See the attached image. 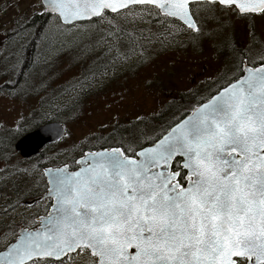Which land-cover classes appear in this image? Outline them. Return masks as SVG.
Returning a JSON list of instances; mask_svg holds the SVG:
<instances>
[{
	"label": "snow or ice",
	"instance_id": "6c2138e0",
	"mask_svg": "<svg viewBox=\"0 0 264 264\" xmlns=\"http://www.w3.org/2000/svg\"><path fill=\"white\" fill-rule=\"evenodd\" d=\"M217 5L237 15L264 13V0H38L31 7L58 28L106 24L98 43L113 41L106 55L114 67L132 53L120 50L128 34L115 17L179 21L200 35V11ZM23 19L10 29L14 39L22 37ZM213 48L239 55L215 88L151 133L59 167L0 169L4 179L18 171L37 184L46 178L38 200L50 202L46 215L28 221L39 227L0 232V264H264V44L250 58L247 46L237 49L224 33ZM25 123L21 115L8 131ZM21 195L6 196L3 211L19 207Z\"/></svg>",
	"mask_w": 264,
	"mask_h": 264
},
{
	"label": "rangeland",
	"instance_id": "374dc122",
	"mask_svg": "<svg viewBox=\"0 0 264 264\" xmlns=\"http://www.w3.org/2000/svg\"><path fill=\"white\" fill-rule=\"evenodd\" d=\"M37 2L0 0V125L12 126L23 115L26 123L17 133L44 119L48 121L53 113H60L66 107L71 97H68L67 87L78 83L80 74H83L82 68L96 56L85 51L83 58L76 55L94 29L98 28L99 32L91 51L97 52L113 43L111 40L106 44L98 43L104 36L101 33L105 31L106 24L93 27L83 22V29L77 32L70 26L58 28L47 18L32 50L36 61H42L39 62L42 67L50 68L48 72L43 71L46 74L42 78L36 72L34 77H30L33 80L22 82L18 75L21 57L33 36V28L26 23L32 14L39 13V8L31 7ZM20 17L24 18L22 37L14 39L10 29L17 27L14 21ZM113 22L138 31L140 46L132 51L128 59L117 62L114 70L93 83L80 110L70 116L64 115L63 121L55 120L62 122L70 135L45 146L32 162H20L7 149L0 156V169L12 171V165L23 169L33 164L41 168L59 167L90 150L86 148L97 140L135 141L142 131L151 133L173 116L185 113L201 96L216 87L215 81L223 70L231 69L239 52L217 51L213 48L214 40H219L226 33L235 40L237 49L247 46L250 58L255 57L264 44L263 13L237 15L232 9L219 5L211 13L200 11V35L174 21L154 16L143 19L119 16ZM210 31L213 35H206ZM11 65H15L14 70L10 69ZM82 89L86 88L76 85L73 93ZM52 94L58 96L51 99ZM159 113L161 118L151 123V119ZM7 135L9 139L14 137L10 132ZM35 180V175L29 176L23 171L15 172L6 179L0 173V232L14 221L28 219L36 210L35 215L40 214L38 208L47 201H40L38 197L45 192L47 185L43 177L38 184ZM17 193L22 194L21 205L5 213L3 208L8 202L5 197L15 200ZM30 200H36L37 204L25 206L23 202ZM4 244L0 238V249Z\"/></svg>",
	"mask_w": 264,
	"mask_h": 264
},
{
	"label": "trees",
	"instance_id": "16d2710c",
	"mask_svg": "<svg viewBox=\"0 0 264 264\" xmlns=\"http://www.w3.org/2000/svg\"><path fill=\"white\" fill-rule=\"evenodd\" d=\"M47 18L48 17L46 15L34 13L29 17L26 23L27 26L33 28L31 31L33 36L27 43L26 50H24L22 54V57H21L22 65H21L20 70L18 71V75L21 76L22 78L21 81L23 80L22 82L24 83L27 79H29L27 81L33 80V79H30V77H34L33 75H35L36 72L39 73V77L42 78L46 74L43 71L48 72L50 68L47 66L42 67L43 65H40L39 63V62L42 63V61H36L37 59L36 57H34L33 50H32L34 43L37 41V38L39 37V35L41 34L43 30V25H44V22H46ZM174 22L180 24L178 21H174ZM119 27L123 30L124 33L128 34V35L122 36L119 40V47H120L121 52H127L129 49H132L133 51L136 48H138V46H140L139 45L140 42L138 40V34H137L138 31L134 29L131 30L128 27H126L124 24H119ZM103 29H105V31L101 34L105 35V33L109 31L108 26H106ZM97 32H99L98 28L94 29V31L90 33V36L87 39V42H85L84 46L79 48L76 53L77 56L82 55V58L85 56L84 51L87 54L92 53L96 56L91 58L90 61L87 64H85L84 68H82L83 74H80L81 78L79 77L80 79L78 80V83H74V85L67 87V89L69 88L68 97L69 95H71V97L66 107H63L60 113H56V112L53 113V115L48 120L63 121L65 119L64 115L70 116L73 113L75 114L78 110H80L81 104L84 102L83 100L86 99L84 97L90 93L91 86L93 85V83H95V81L98 78L102 77L107 72H111L112 70H114L116 64L113 67L106 55V50L108 47L106 46L101 47L97 52L91 51L92 46L95 45L94 40L97 38L96 37ZM110 42L112 43L113 41L111 40ZM73 56L74 55H72V57ZM76 85H83L86 89H82L81 92L79 91V92L73 93V90L76 87ZM64 92H66V90ZM57 96L58 95H54L51 99H54ZM164 110L166 111V109ZM164 110H162V112H164ZM160 113L154 116V119H151V123H154L155 120H159L161 118ZM30 128H32V125L30 126ZM101 145L104 147L119 146V140H116L113 138H110V139L103 138L100 141L97 140L93 145L89 146V148H86V149H90V150L98 149Z\"/></svg>",
	"mask_w": 264,
	"mask_h": 264
},
{
	"label": "water",
	"instance_id": "95a60500",
	"mask_svg": "<svg viewBox=\"0 0 264 264\" xmlns=\"http://www.w3.org/2000/svg\"><path fill=\"white\" fill-rule=\"evenodd\" d=\"M49 128L65 129L63 124L59 121L53 120L45 122L18 138L14 144V148L19 152L21 156L30 157L37 154L39 150H41V148L46 144L54 143L64 136H56L53 132L47 131V129ZM37 227H39V224L37 225Z\"/></svg>",
	"mask_w": 264,
	"mask_h": 264
},
{
	"label": "flooded vegetation",
	"instance_id": "af4514ba",
	"mask_svg": "<svg viewBox=\"0 0 264 264\" xmlns=\"http://www.w3.org/2000/svg\"><path fill=\"white\" fill-rule=\"evenodd\" d=\"M47 121V120H46ZM45 121V119L42 121V122H40V123H37L36 125L34 124L33 126H32V128H34V127H36V126H38L39 124H41V123H43V122H46ZM12 126H6V127H0V139H4L5 140V143H3V144H0V156H3V154L7 151V149L9 150V151H12V154L14 153V155H15V157L20 161V162H23L24 163V161H28V162H32L34 159H35V157L37 156V155H40L41 153H42V151H43V149L42 150H40L36 155H33V156H30V157H23V156H21L20 154H19V152L17 151V150H15V148H14V144H15V142H16V140L18 139V138H20L24 133H26L28 130H26V131H24L23 130V132H21V133H15V134H13V133H11L12 134V136H14L12 139H9L8 138V129H10ZM1 132H4V133H1ZM8 140V141H7ZM9 142V143H8ZM9 144H10V146H9ZM12 149H11V148ZM5 148H6V150H5ZM11 153V152H10ZM31 165H28L27 167H30ZM41 201V200H40ZM39 201V202H40ZM38 202V203H39ZM24 203V205L25 206H28V207H33L34 205H36L37 203H36V200H30V201H26V202H23ZM48 203H50L49 201H47V203L45 204V205H43V206H41L40 208H38V211L40 212V214H38V215H45L46 214V211H45V206L48 204ZM37 212V210L34 212V213H32L31 214V217H29L28 219H23V220H19V221H14L13 222V224L11 223L10 225H11V228H12V231L14 232V231H16L17 229H18V227H20V226H24V227H31V228H34V227H36L37 226V224L38 223H36V222H33V223H31V224H29L28 223V221L30 220V219H32L34 216H37V215H35V213ZM11 235V234H10ZM4 246H2L1 247V249L3 248Z\"/></svg>",
	"mask_w": 264,
	"mask_h": 264
}]
</instances>
